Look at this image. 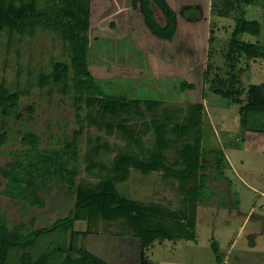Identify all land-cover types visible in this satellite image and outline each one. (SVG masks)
<instances>
[{"label": "trees", "instance_id": "trees-1", "mask_svg": "<svg viewBox=\"0 0 264 264\" xmlns=\"http://www.w3.org/2000/svg\"><path fill=\"white\" fill-rule=\"evenodd\" d=\"M129 2L140 10L152 33L165 40L173 39L178 15L167 0ZM215 2L218 0L212 2V10L217 12ZM152 3L164 14V27L156 21ZM254 3L255 0H236L237 8L232 12L238 13L236 24L224 53L231 76L218 77L214 92L237 106L240 124L246 131L264 133V83L244 86L238 69L241 58L264 61V47L242 38L244 34L257 37L261 34L260 22L245 17L243 6ZM91 5L92 0H46L43 4L40 0H0V34L6 32L11 40L15 35L34 34L43 29L56 33L65 43L68 60L53 62L52 70L40 73L37 82L42 88L56 85L63 94H70L80 122L66 145L58 148L42 149L40 136L28 130L21 141L25 147L11 152L13 160L0 167L2 194L21 201L23 207L44 206L41 190L50 189L53 184L66 186L75 196L69 213L49 226L34 229L23 223L12 226L7 215L0 213V264H107L78 244L77 235H86L76 231L78 223L87 233L133 235L139 239L143 251L155 241L195 239L196 202L181 210L179 206L172 208L163 198L143 201L130 197L118 185L127 182L132 171L170 179L177 189L203 181L204 104L163 107L158 101L133 100L110 91L104 83L108 80L97 78L90 71ZM221 12L229 16L231 10L226 4ZM108 24L116 27L117 21ZM203 73L207 75L206 71ZM180 87L195 88L186 81ZM27 93L28 90L11 89L5 79L0 83V126L5 129L0 134V145L7 141L8 121L21 119V97ZM84 104L89 108L87 117L100 132L107 137L120 135V146H111L101 136L89 137L90 147L82 155L80 144L85 123L80 118ZM102 149L106 154H115L110 163L103 160ZM83 160L88 164L87 171L96 175L97 180L78 179ZM184 202L181 197L179 205ZM111 227L115 231L107 229ZM212 248L218 255L215 242ZM218 262L222 264L219 257Z\"/></svg>", "mask_w": 264, "mask_h": 264}, {"label": "rangeland", "instance_id": "rangeland-1", "mask_svg": "<svg viewBox=\"0 0 264 264\" xmlns=\"http://www.w3.org/2000/svg\"><path fill=\"white\" fill-rule=\"evenodd\" d=\"M224 1L231 10L230 15L222 12L212 14L208 40H205V22L194 28L196 41L205 40L212 58L206 76L202 71L201 76L189 78L197 82L196 90L189 92L180 87L182 77L176 74L163 76L159 72L163 63L156 61L155 46L151 42H148L149 52H146L143 49L145 45L129 30L124 28V38L117 37L120 32H117V26L108 24L117 18V7L112 0H93V21L96 22L94 30L90 28L93 39L89 61L90 71L95 77L108 80L104 83L110 91L133 100L158 101L163 103V107H186L189 101L204 104L201 162L206 166V176L203 181L192 186L184 184L182 189L179 186L177 189L170 179L132 171L130 179L118 185L119 190L130 194V197L143 201L164 198L172 208L179 206L181 210L196 202L197 214L203 224L197 245L191 248L183 245L186 241L179 240L178 245L172 247L173 240H167L168 250L160 249V255L164 257L160 264H219L218 257L222 264H264V133L246 131L240 124L237 106L230 105L228 98L214 92L218 77L225 79L231 76L224 53L238 14L232 13L237 8L236 0ZM40 2L43 4L46 0ZM96 2L103 3L99 10ZM243 7L247 19L260 22L261 34L258 37L244 34L242 38L264 47V0H255L254 4ZM103 18L107 21L103 22ZM98 36L101 37L96 41ZM218 48H223L222 55L217 54ZM59 60L67 61L68 53L65 43L56 33L39 29L34 34L15 35L11 40L6 32L0 34V83L5 79L13 90H28L21 97V119L17 122L11 119L6 125L7 141L0 145V167L13 160L11 152L25 147L21 141L28 130L40 136V147L46 149L65 146L74 130L80 127L72 96L63 94L56 85L42 88L37 82V76L42 72L49 73L52 63ZM201 62L199 69L208 65L206 57ZM238 69L244 86L264 83L263 60L241 58ZM122 70L128 72H123V75ZM83 106L85 109L80 118L85 123L80 144L82 155L90 147L89 137L101 136L111 146H120V135L107 137L105 132H100L87 117L89 108L85 104ZM4 130V126H0V134ZM101 154L108 163L115 156L114 153L106 154L103 149ZM87 165L83 160L78 179L97 180L96 175L92 176L87 171ZM3 190L4 186H1L0 213L7 215L12 226L23 223L29 229L52 225L69 213L75 201L74 194L63 185L53 184L50 189L41 190L44 206L23 207L21 201L3 195ZM181 197L185 202L179 205ZM81 225L77 224L76 231L83 234ZM107 229L115 231L114 227ZM253 229L258 233L251 237ZM108 235L116 234L108 232ZM90 237L77 235L78 244L84 245ZM250 239L257 241L256 248L252 249ZM213 242L217 244L218 255L213 251ZM227 254L229 259L225 260Z\"/></svg>", "mask_w": 264, "mask_h": 264}, {"label": "crops", "instance_id": "crops-1", "mask_svg": "<svg viewBox=\"0 0 264 264\" xmlns=\"http://www.w3.org/2000/svg\"><path fill=\"white\" fill-rule=\"evenodd\" d=\"M112 1L114 6L117 7V18L116 20H113L117 21V32L120 31L117 33V37L124 38L126 32L125 29L129 30L130 33L139 38L143 46L145 45L143 49H145L144 51L147 50L146 52H149L148 42H151V44L155 46L156 61L163 63L162 69H158L156 66L159 72H161L163 76L176 74L182 77V81H186L195 86V88L188 89V91H195L197 88V82L195 79L189 78L201 76L202 71L207 72L209 69V61L212 58L205 40H208L209 37L208 32L210 31V20L214 12L212 10L213 3L210 0H167L172 9L178 15V25L173 39L165 40L150 31L140 10L132 7L129 0ZM96 4L99 5L98 10L99 8H102V2H96ZM214 4H216L214 9L217 12H221L225 10L227 3L224 0H218V2H215ZM151 7L156 21L164 27L166 25V18L163 12L155 3H152ZM91 9V27L94 30V24L96 21H93V16L95 15L93 0ZM102 21H107V18H103ZM204 22L206 23L207 28L206 38L203 42H197L194 28ZM90 34L92 38V30ZM223 53V48H218L217 54L222 55ZM204 57L207 58L208 65H204L199 69L198 67L203 64L201 61ZM189 102L192 103V101ZM165 200H163V202H165ZM195 221V239H181L186 241L183 245H187L191 248L197 245L198 237H200L199 229L203 226V224L201 225L202 219L200 216L198 217V214L195 216ZM80 227H82L81 232L91 236L85 242L84 246L96 256L104 259L107 264H160L164 258L160 255V249H163L164 251L169 248L168 243H166L167 240L162 242L155 241L143 251L139 239L133 235L120 233H117L116 235H108V233H87L83 225ZM257 233L258 232L255 231V229L251 230V237H254ZM92 236L95 237L92 238ZM101 236H104V239H102ZM179 242V240H173L172 247L177 246V243ZM250 244H252V249L256 248L257 241L250 239ZM226 259H229L228 254L225 257V260Z\"/></svg>", "mask_w": 264, "mask_h": 264}, {"label": "built area", "instance_id": "built-area-1", "mask_svg": "<svg viewBox=\"0 0 264 264\" xmlns=\"http://www.w3.org/2000/svg\"><path fill=\"white\" fill-rule=\"evenodd\" d=\"M211 2H214L215 0H210Z\"/></svg>", "mask_w": 264, "mask_h": 264}]
</instances>
